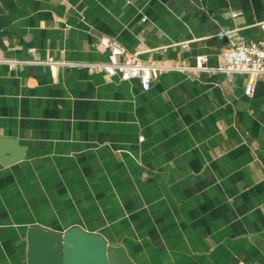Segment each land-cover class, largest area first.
<instances>
[{
  "label": "crops",
  "instance_id": "crops-1",
  "mask_svg": "<svg viewBox=\"0 0 264 264\" xmlns=\"http://www.w3.org/2000/svg\"><path fill=\"white\" fill-rule=\"evenodd\" d=\"M264 0H0V264L26 229L78 227L134 264H264V77L164 71L143 90L84 67L101 35L149 63H223ZM165 48V50H164Z\"/></svg>",
  "mask_w": 264,
  "mask_h": 264
},
{
  "label": "built area",
  "instance_id": "built-area-1",
  "mask_svg": "<svg viewBox=\"0 0 264 264\" xmlns=\"http://www.w3.org/2000/svg\"><path fill=\"white\" fill-rule=\"evenodd\" d=\"M264 32V21L259 23ZM98 44L107 51V60L101 62H76L39 60L35 56V48L31 47L28 52L31 58L26 60H6L9 68H14L24 63H36L47 65L51 68L63 67H84L90 72H101L107 76L117 75L121 80L136 79L143 90H148L157 74L178 70L190 73H216L224 72L228 77L233 74H244L247 78L245 94L251 95L253 84L258 77H264V35L257 39H233L229 47L222 52L223 63L218 66H210L207 63V55L196 57L194 64H166L149 63L142 60L137 54L130 53L114 39L101 35ZM165 50V48H164Z\"/></svg>",
  "mask_w": 264,
  "mask_h": 264
},
{
  "label": "water",
  "instance_id": "water-1",
  "mask_svg": "<svg viewBox=\"0 0 264 264\" xmlns=\"http://www.w3.org/2000/svg\"><path fill=\"white\" fill-rule=\"evenodd\" d=\"M25 235L26 264H134L123 247L76 226L56 232L32 225Z\"/></svg>",
  "mask_w": 264,
  "mask_h": 264
}]
</instances>
